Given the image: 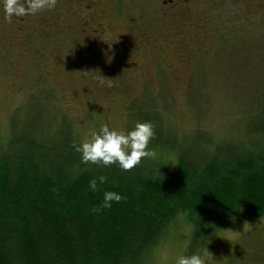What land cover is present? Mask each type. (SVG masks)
Here are the masks:
<instances>
[{
	"label": "rangeland",
	"instance_id": "rangeland-1",
	"mask_svg": "<svg viewBox=\"0 0 264 264\" xmlns=\"http://www.w3.org/2000/svg\"><path fill=\"white\" fill-rule=\"evenodd\" d=\"M143 1L106 0L95 44L73 18L59 28L53 7L28 16L21 31L0 14V151L42 109L45 120L66 114L77 143L102 124L129 129L145 108L193 153L247 145L251 123L263 119L264 0H190L168 15ZM123 5L134 6L133 17L112 18ZM193 229L177 212L139 264H175L205 247L207 264H264V216Z\"/></svg>",
	"mask_w": 264,
	"mask_h": 264
},
{
	"label": "trees",
	"instance_id": "trees-1",
	"mask_svg": "<svg viewBox=\"0 0 264 264\" xmlns=\"http://www.w3.org/2000/svg\"><path fill=\"white\" fill-rule=\"evenodd\" d=\"M137 113V122L154 126L148 147L174 160L142 158L127 170L82 162L63 112L45 120L42 109L10 135L0 151V264H139L179 211L195 235L204 224L264 216V110L247 145L196 153L179 145L154 111ZM109 190L124 198L105 208Z\"/></svg>",
	"mask_w": 264,
	"mask_h": 264
},
{
	"label": "clouds",
	"instance_id": "clouds-1",
	"mask_svg": "<svg viewBox=\"0 0 264 264\" xmlns=\"http://www.w3.org/2000/svg\"><path fill=\"white\" fill-rule=\"evenodd\" d=\"M56 2L57 0H0V8L4 18L11 22L13 18L34 15L46 8H52ZM154 135V126L149 121H138L127 130H117L102 124L99 131H91L87 138L80 143L74 142L72 147L80 153L82 162L104 166L116 163L120 168L127 170L139 164L142 158H155L156 152L148 147ZM99 180L103 182L105 177L100 176ZM96 186V178H93L89 187L95 190ZM123 198L116 191H105L102 206L110 208L112 202H120ZM208 255L211 254L205 247L201 253L178 256L175 264H207Z\"/></svg>",
	"mask_w": 264,
	"mask_h": 264
},
{
	"label": "flooded vegetation",
	"instance_id": "flooded-vegetation-1",
	"mask_svg": "<svg viewBox=\"0 0 264 264\" xmlns=\"http://www.w3.org/2000/svg\"><path fill=\"white\" fill-rule=\"evenodd\" d=\"M105 1L106 0H57L55 7H53V10L54 14L56 13V21L60 22L58 23L59 28L63 26L62 18H66L69 21H71V19L73 18L74 21L72 22L71 27L77 28L78 33H80L82 36L89 38L90 43L95 44L100 42L103 37L104 26L101 21L102 17L98 16V11L101 9V6L108 5L105 4ZM178 1L179 2L175 0H155L156 7L151 8L153 10H158L159 13H162L164 15L183 12V9L190 2V0ZM143 2L144 4L150 6H153L154 3L153 0H144ZM180 6L182 8H179ZM151 8H146L145 11L149 13L150 11H152ZM134 12L135 11L133 5H123L122 8L119 9V12L117 13L118 15L114 13L117 17L113 16L112 18L118 19L120 17H127L128 15L133 17ZM1 13H3L2 8H0V14ZM27 17L28 16L22 18H13L11 22L8 21V24L10 26L12 25V23L16 24L17 30L21 31L25 25ZM136 21H138V19L131 18L129 20V24H134ZM154 44L158 47L160 43L159 41H155Z\"/></svg>",
	"mask_w": 264,
	"mask_h": 264
}]
</instances>
